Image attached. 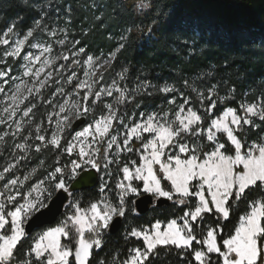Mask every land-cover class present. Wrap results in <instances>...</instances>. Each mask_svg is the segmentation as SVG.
Masks as SVG:
<instances>
[{
    "label": "snow or ice",
    "instance_id": "1",
    "mask_svg": "<svg viewBox=\"0 0 264 264\" xmlns=\"http://www.w3.org/2000/svg\"><path fill=\"white\" fill-rule=\"evenodd\" d=\"M133 7L150 5L139 0ZM51 16L47 6H41L31 27L17 32L13 22L0 30L3 59L24 61L20 83L5 95L0 109V125H6L0 143H6V138L20 141L12 146L17 153L12 162L0 171V181H5L0 186V264H92L93 249L102 248L104 235L119 223L117 218L139 215L140 198L153 209L159 202L171 201L173 208L182 206L178 209L182 215L166 223L157 219L148 227L126 230L125 240L135 238L138 246L128 249L123 258L113 256L107 264H165L172 250L180 264H264V136L250 144L242 139L245 126L264 130V95L238 108L225 107L217 115L218 102L223 103L224 98L218 101L215 85L201 91L185 81L184 87L196 94L200 104L196 108L191 94L185 96L182 91L177 103L178 90L166 84L158 91L169 94L172 98L164 99L175 107L140 112L139 120L125 124L118 106L135 99L120 83L128 68L117 74L118 79L102 83L105 75L98 69L110 68L116 52L101 64L100 57L87 54L83 47L70 55L53 56L52 43H32L38 33L56 38L67 31L50 29ZM174 17L175 13L170 19ZM17 19L24 23L23 18ZM151 31L149 28V34ZM66 42V36L57 40L61 46ZM123 47L120 44L116 51ZM80 56L84 58L76 59ZM61 59L70 63L57 68ZM72 65H82L83 79L75 69L64 77L63 70ZM11 71V67L0 70L4 84L9 83ZM56 75L72 86L71 91H65ZM11 79L15 82L17 78ZM0 92H4L2 86ZM113 97L114 102H108ZM45 104L53 109L46 115L47 126L45 120H36ZM90 112L91 121L75 131L74 121ZM118 127L125 131L120 133ZM135 141L140 142L139 147L134 146ZM35 153L50 155L52 163L43 173L33 168L17 175L13 170ZM122 153L137 158L122 160ZM97 183L100 199L84 202L75 196ZM238 205L245 210L225 231ZM57 216L63 218L55 226L30 237L34 225L50 223Z\"/></svg>",
    "mask_w": 264,
    "mask_h": 264
},
{
    "label": "trees",
    "instance_id": "2",
    "mask_svg": "<svg viewBox=\"0 0 264 264\" xmlns=\"http://www.w3.org/2000/svg\"><path fill=\"white\" fill-rule=\"evenodd\" d=\"M138 3L139 0H0V30L13 22L17 23V32L31 27L33 18H38L35 12L40 11L41 6H47L48 11L52 12L48 27L67 29L49 40L53 45V56L61 53L70 55L76 48L83 47L87 54L100 57L102 62L110 53L116 52L112 66L102 72L105 75L102 83L118 79L117 74L123 68H128L125 80L120 83L133 93L135 99L118 106L125 124L138 120L140 112L170 111L175 107L168 105L164 99L165 96L171 99L169 94L158 91L166 84L174 85L178 90L177 103L181 102L179 92L182 91L185 96L191 94L196 108H200L196 94L184 87L185 81L201 91L215 85L218 101L224 98L223 103L218 102L217 115L225 107L238 108L241 103L252 102L264 95V46L261 45V38L264 37V0H146L149 8H134L133 5ZM53 8L57 10L53 11ZM173 13L175 17L170 19ZM18 17L23 18V24L19 23ZM149 28H152L151 34ZM46 34L38 33L37 36ZM65 36L67 42L61 46L57 40ZM76 41L80 42L79 45ZM120 44H124V47L116 51ZM2 49L3 46H0V61ZM69 63L61 59L57 61V67ZM16 64L17 60L8 58L5 66L14 67ZM72 66L63 70L64 77L75 69L80 78L82 65ZM55 78L65 91H71L72 86L64 84L60 75ZM144 84L148 87H141ZM52 87L54 89L55 86ZM43 92L48 95L49 89L45 88ZM61 98L55 99L61 101ZM107 99L114 102V97ZM52 111L46 104L40 107L36 114L37 122L43 119L47 126L46 115ZM94 111L96 115L100 114L98 110ZM92 115L90 112L85 117L84 125L91 121ZM256 123L260 121L257 119ZM5 129L6 125H0V133ZM118 131L123 133L125 129L118 127ZM260 136H264V130L245 126L242 139L250 144L259 142ZM16 142H20L19 138H6V143H0V171L17 154L12 149ZM139 144V141L134 142L135 147H139ZM136 158L135 154H121L122 160ZM51 163L48 154H30V158L22 161L13 171L22 176L37 168L38 173H43ZM111 168L115 170L116 166L112 165ZM4 182L0 181V185ZM32 182H35V177ZM99 189L100 184L97 183L93 188L77 191L75 196L84 202L96 201L102 195ZM171 205L172 202L155 209L151 207L143 214L131 213L127 219L121 218V226L115 233H105L102 248L93 249L92 264H98L100 260L107 264L113 256L123 258L128 249L138 246L135 238L127 241L124 238L126 230L131 227H148L150 222L154 223L157 219L166 223L168 219L182 215L178 210L182 206L173 208ZM244 210V205L235 206V214L231 216L225 231L237 223ZM62 218L59 216L54 224L34 230L30 237L55 226ZM165 264H180L175 250H172Z\"/></svg>",
    "mask_w": 264,
    "mask_h": 264
},
{
    "label": "rangeland",
    "instance_id": "3",
    "mask_svg": "<svg viewBox=\"0 0 264 264\" xmlns=\"http://www.w3.org/2000/svg\"><path fill=\"white\" fill-rule=\"evenodd\" d=\"M46 36H47V37H46ZM46 36H43V37H41V36H37V39L33 40L32 43H49V40H53V38H52V37H49L47 34H46ZM26 47H27V46H26ZM3 48H4V46H3ZM28 50H29V51H32L33 53H36V52H37V50L34 49V48H28ZM2 51H3V49H2ZM2 51H1V54H2ZM52 55H53V54H52ZM14 60H16V59H14ZM103 61H104V60H103ZM103 61L100 62V63L102 64ZM5 63H6V61H5V60L3 59V57H2V60L0 61V70H5L6 68L11 67V68H12V71L9 73V77H8V79H9V83H8V84H4V83H3L4 78H0V86H2V87L4 88V92H0V109H2L3 106H4V104H5V95L10 93V89H14L15 84L20 83V78L22 77V72H23L22 65L24 64V61H23L22 59H20L19 63H17L14 67H12L11 65H6V66H5ZM72 67H75V66L73 65ZM106 67H107V66H105L104 68H100V69H98V71H99V72H103V71L105 70ZM57 68H58V67H57ZM12 77L17 78V79L15 80V82H13V80L11 79ZM83 78H84V77H83V70H82V73H81L80 79H83ZM24 79H27V78L25 77ZM62 99H63V98H61V101H62ZM150 112H153V111H150ZM150 112H148V113H150ZM139 119H140V117L138 118V120H139ZM84 126H85V125H84ZM84 126H82L81 128L79 127V128H78L77 130H75V131H79V130H81ZM2 185H3V183H2L0 186H2ZM170 202H171V201H170ZM41 231H42V230H41ZM41 231H40V232H41ZM40 232H38V233H40ZM38 233H37V234H38Z\"/></svg>",
    "mask_w": 264,
    "mask_h": 264
},
{
    "label": "water",
    "instance_id": "4",
    "mask_svg": "<svg viewBox=\"0 0 264 264\" xmlns=\"http://www.w3.org/2000/svg\"><path fill=\"white\" fill-rule=\"evenodd\" d=\"M85 118H83L82 120H76L74 123H73V129L74 130H77L79 127H81L82 125H84L85 123ZM72 131V129H71ZM93 188V187H92ZM85 189H90V188H82L80 189L79 191L81 190H85ZM170 203V201H162V202H159V206L158 207H162V206H166ZM137 204H138V208H137V211L139 214H143L145 212H147L151 207H153L147 200H144V198H140L138 201H137ZM63 208L61 209V212H63ZM59 216L56 217V219H53L51 220L50 223H45L43 224L42 226H33L32 230H31V233L36 230V229H39L41 227H44V226H47V225H52L55 223V221L57 220ZM119 220V223L113 228V229H110L108 232L109 233H115L121 226V218H117Z\"/></svg>",
    "mask_w": 264,
    "mask_h": 264
},
{
    "label": "flooded vegetation",
    "instance_id": "5",
    "mask_svg": "<svg viewBox=\"0 0 264 264\" xmlns=\"http://www.w3.org/2000/svg\"><path fill=\"white\" fill-rule=\"evenodd\" d=\"M75 122V121H74Z\"/></svg>",
    "mask_w": 264,
    "mask_h": 264
}]
</instances>
